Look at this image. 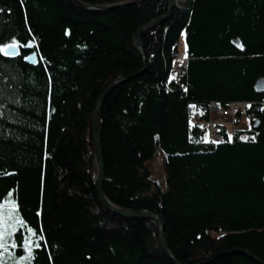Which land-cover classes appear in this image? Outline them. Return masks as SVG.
Instances as JSON below:
<instances>
[{"label":"trees","instance_id":"trees-1","mask_svg":"<svg viewBox=\"0 0 264 264\" xmlns=\"http://www.w3.org/2000/svg\"><path fill=\"white\" fill-rule=\"evenodd\" d=\"M160 14L159 0L99 12L0 0V48H18L0 52V207L15 203L25 222L8 239L13 257L29 238L40 244L29 264H174L155 221L113 215L93 186L92 113L125 76L99 116L105 197L160 216L179 264H264V0H187L141 37L144 64L133 35ZM179 41L182 86L168 82ZM210 102H246L254 116L214 143L191 124Z\"/></svg>","mask_w":264,"mask_h":264},{"label":"water","instance_id":"water-1","mask_svg":"<svg viewBox=\"0 0 264 264\" xmlns=\"http://www.w3.org/2000/svg\"><path fill=\"white\" fill-rule=\"evenodd\" d=\"M80 8L90 11V12H99V11H105L110 9H115L119 7H127V6H133L138 3L143 2L144 0H127L124 2L116 3L110 6H101V7H91L88 5H85L78 0H73ZM161 14L158 18L151 20L150 22L141 25L136 29L133 35V45L135 49L138 51L140 56L142 57L143 63L146 64V60L143 53V48L141 45V37L159 27L161 24L167 22L173 15V12L175 10H182L183 4H179L178 0H169L166 4H163L161 0ZM234 42H237L236 39H234ZM18 54V48H8L7 49V55H4L6 57H13ZM25 62L27 64L33 65L36 63V55L32 54L30 55ZM142 73V72H141ZM140 73V74H141ZM130 78L125 76H120L116 81H114L98 98L94 111L92 113L91 117V138H92V144H93V151H94V167H95V174L92 178L93 186L95 188V192L99 198V202L103 205L105 209H107L110 213L113 215L122 217L124 219L129 220H152L155 221L159 228V240L163 246L164 251L167 253L169 258L173 261L174 264H179L174 256L172 255L171 251L166 245L164 235H163V220L160 216L155 215L149 211L141 210V211H128L123 210L112 204L104 195L103 192V182H104V165H103V155H102V148H101V141H100V130H99V116L100 111L102 108V105L105 101V99L108 97L110 92H112L114 89L119 87L124 82L128 81ZM256 90L258 92L264 91V79H260L255 86ZM244 255H247L246 253H243ZM250 258L254 259L258 263L261 264V262L250 256Z\"/></svg>","mask_w":264,"mask_h":264},{"label":"built area","instance_id":"built-area-1","mask_svg":"<svg viewBox=\"0 0 264 264\" xmlns=\"http://www.w3.org/2000/svg\"><path fill=\"white\" fill-rule=\"evenodd\" d=\"M177 51L175 69H172V77L169 78V83L182 86V79L187 71L188 61L184 59L180 53L181 43L176 44ZM255 109V108H254ZM250 104L241 103H219L210 102L205 111H198L194 116V122L209 131L210 139L215 143H222L225 140L223 129L230 128L233 133L234 121H248L253 118L254 114L249 113Z\"/></svg>","mask_w":264,"mask_h":264},{"label":"snow or ice","instance_id":"snow-or-ice-1","mask_svg":"<svg viewBox=\"0 0 264 264\" xmlns=\"http://www.w3.org/2000/svg\"><path fill=\"white\" fill-rule=\"evenodd\" d=\"M16 46L17 45L15 42H13V44L8 45L6 48H0V52H4L5 55H7V49L15 48ZM27 46L31 47V45ZM252 139L254 140L255 138L253 137ZM16 211L17 205L15 203L0 208V227H3V231H0V241H4L3 243H0V247L4 248L5 250L8 248V244L5 241V236L10 237L16 230L17 224L24 225L25 223L24 220H22L20 216L16 214ZM28 231L32 234V236L36 235V232L33 229L29 228ZM32 245H34L36 248L40 247L38 241L30 240L29 238L24 239V250L28 253L29 260L33 258ZM12 246L15 247V243H13Z\"/></svg>","mask_w":264,"mask_h":264},{"label":"rangeland","instance_id":"rangeland-1","mask_svg":"<svg viewBox=\"0 0 264 264\" xmlns=\"http://www.w3.org/2000/svg\"><path fill=\"white\" fill-rule=\"evenodd\" d=\"M194 121L193 119L191 120V124H193ZM247 125V123H243V126ZM228 133L231 132V129L228 128L227 129ZM206 139H209V131L206 130ZM161 163H162V155L160 154L159 150L156 149L155 151V155H154V158L149 162V165H151V168L153 169V176L155 177V179L161 183V179L160 177L164 178L161 170H160V167H161ZM148 165V167H149ZM1 208V207H0ZM20 227V224H17L16 226V230ZM15 230V231H16ZM0 231H3V227H0ZM14 231V232H15ZM13 232V233H14ZM12 233V234H13ZM8 239L9 237L5 236V241L7 242L8 244ZM4 241H0V243H3ZM13 252H10L8 249L5 250L4 248L0 247V264H29L30 260L28 259V253L25 251L24 254H22L21 256L19 257H13Z\"/></svg>","mask_w":264,"mask_h":264},{"label":"bare ground","instance_id":"bare-ground-1","mask_svg":"<svg viewBox=\"0 0 264 264\" xmlns=\"http://www.w3.org/2000/svg\"><path fill=\"white\" fill-rule=\"evenodd\" d=\"M162 1V3L163 4H166L169 0H161ZM179 1V4H181L182 5V3H184L186 0H178ZM183 7V6H182ZM180 43H181V50H180V53H181V55H182V57L184 58V59H187V61H189L188 60V58L186 57V54H185V46H184V44H183V42L182 41H179ZM177 51V47H175V51L172 53V67H171V73H170V77H172V69H175V65H176V56H175V52ZM3 54H4V52H3ZM28 58V57H27ZM188 68V67H187ZM186 74V73H185ZM185 76V75H184ZM227 103H235V102H227ZM241 103V102H240ZM248 122H249V120L248 121H246V123L248 124ZM12 236V235H11ZM1 257V256H0Z\"/></svg>","mask_w":264,"mask_h":264}]
</instances>
